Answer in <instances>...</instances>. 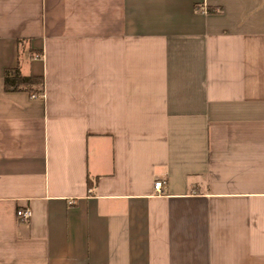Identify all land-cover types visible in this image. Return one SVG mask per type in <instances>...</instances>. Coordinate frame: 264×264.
I'll use <instances>...</instances> for the list:
<instances>
[{
	"label": "crops",
	"instance_id": "1",
	"mask_svg": "<svg viewBox=\"0 0 264 264\" xmlns=\"http://www.w3.org/2000/svg\"><path fill=\"white\" fill-rule=\"evenodd\" d=\"M0 264H264V0H0Z\"/></svg>",
	"mask_w": 264,
	"mask_h": 264
},
{
	"label": "trees",
	"instance_id": "2",
	"mask_svg": "<svg viewBox=\"0 0 264 264\" xmlns=\"http://www.w3.org/2000/svg\"><path fill=\"white\" fill-rule=\"evenodd\" d=\"M3 86L7 92L39 93L41 92L42 78L39 76H22L18 68H9L3 72Z\"/></svg>",
	"mask_w": 264,
	"mask_h": 264
},
{
	"label": "built area",
	"instance_id": "3",
	"mask_svg": "<svg viewBox=\"0 0 264 264\" xmlns=\"http://www.w3.org/2000/svg\"><path fill=\"white\" fill-rule=\"evenodd\" d=\"M201 12L204 13L205 10L202 8ZM35 57L37 58V57H40V56L36 55ZM35 97H41V94H39V95L32 94L31 95V98H35ZM153 191H154L155 195H160L161 194V191H162V182L161 181H156V182L153 183ZM16 217L20 221L26 222L29 219V217H30L29 210L28 209L17 210L16 211Z\"/></svg>",
	"mask_w": 264,
	"mask_h": 264
}]
</instances>
